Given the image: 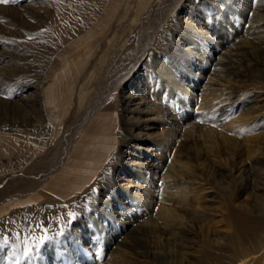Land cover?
Here are the masks:
<instances>
[{"label": "rangeland", "instance_id": "374dc122", "mask_svg": "<svg viewBox=\"0 0 264 264\" xmlns=\"http://www.w3.org/2000/svg\"><path fill=\"white\" fill-rule=\"evenodd\" d=\"M140 1L109 0L105 16L100 13L85 24L86 32L92 29L93 34L85 32L71 40L54 37L49 24L53 0L0 3V125L44 127L41 134L58 129L45 150L29 162L23 161L24 153L8 152L9 146L0 142V264H233L240 257L235 216L264 218V129L239 123L255 99L264 103V85L255 82L264 78V53L251 61L257 66L241 81H229L225 73L217 77L215 58L230 49L221 37L223 9L203 33H195V49L187 59L169 47L162 51L170 35L174 39L187 35L185 18L192 9L197 24L200 6L215 0ZM237 1L230 0L229 5L233 8ZM227 28L230 43L241 37L256 40L257 32L246 25ZM83 36L85 41L78 42ZM125 40L130 45L122 58ZM90 49L97 52L79 72L81 58ZM193 54L195 63L201 59L206 64V71L196 76L200 82L191 102L184 99L187 111L165 116L170 122L167 139L174 142L167 150L154 151L151 138L157 130L144 128L131 137L124 119L139 112L144 124H153L151 115L144 113L145 99L134 94L128 103L122 92L140 85L148 90L151 102L160 89V100L171 90L185 93L180 82L189 85V75L195 74L185 64L193 61ZM222 59L224 71L235 66ZM69 62L76 64L70 69L75 82L70 100L56 98L54 113L61 120L53 121L44 111L43 90L57 85V76ZM166 62L172 73L164 69ZM224 86L229 87L223 90ZM220 91L229 95L224 94L228 101L220 102L216 116L211 113L215 109L205 113L201 106ZM93 118L100 123L99 137L106 138L103 155L82 171L79 191L76 187L66 196L56 195L51 186L69 183L54 177ZM40 136H32L34 142L28 146L34 147ZM148 157L153 161L146 164ZM131 162L134 169L128 168ZM262 228L253 232L255 237L263 234ZM246 245V253L259 252L254 264H264V241Z\"/></svg>", "mask_w": 264, "mask_h": 264}, {"label": "bare ground", "instance_id": "6f19581e", "mask_svg": "<svg viewBox=\"0 0 264 264\" xmlns=\"http://www.w3.org/2000/svg\"><path fill=\"white\" fill-rule=\"evenodd\" d=\"M53 1H54V5H55V12H54V15L51 16L49 24L51 25V28L53 30L54 37L57 39L59 38V39H64V40H68V39L71 40V39L78 37L81 34L85 33L86 32V29L84 28L85 24L100 13H101V16H102V14H104V16H105V13H106L105 8L108 7V5H109V0H53ZM229 1L230 0H228V1L227 0H215L214 4H210V5L204 4V5L200 6V10H201L200 20L198 21L197 24H195V21L192 19L193 16H195V14L193 15V13H195V11H194V9H192L190 12L191 16L187 15V17L185 18L186 29H188L187 35L184 34V36H182L181 38L174 39L173 36L170 35L171 34L170 33L169 35L172 38H170L168 40V44H166V47H165V45H164V47H162L163 53H165L169 47L170 52H172L173 54H177V53L181 52L182 54H184L185 59H187L188 55L191 56L192 51L195 49V43H196L195 33L196 34L197 33L198 34L203 33V31H205L206 28L208 27V23L211 22V19L217 18V16H216L217 12L219 10L223 9V12H221V14L223 16L222 18L224 21H221V23H222L221 30H220L221 34H222L221 37H223V39L225 41V47H230V49L228 48V51H222L221 53L218 51L219 55H217L215 58V63H214L215 68H213V71L215 73L214 75L217 77L220 76V78H221L222 74L225 73L228 76V77L227 76L226 77L228 78L229 81H231L232 78H235V80H234L235 82H239L242 80L243 77L248 76L249 71L252 70L253 67L257 66V64H251V61H253L257 58L258 53H264V0H261V2L259 1V3H256L255 0L254 1H252V0H238L237 2H235L233 8L229 5L230 4ZM140 4H141V1H140ZM257 4L258 5L261 4V7H258ZM8 8H11V7H8ZM125 9L128 10L127 4L125 5ZM107 10H109V9L107 8ZM76 20H79L80 23H78ZM107 20H108V18H107ZM99 24H101V23H99ZM226 25L227 26L229 25V28L230 27L234 28V26H239V28H240V27L246 25V27L249 29V31L253 30V31L257 32L256 38H255L256 40H254L255 42H249L245 39V37H241L240 40L237 38L238 44H237V42L234 44L230 43V40H228V39H230V32H229V29L227 28ZM247 28H245L244 30H246ZM98 30H100V29H98ZM227 30L229 32V34H228L229 36L227 35ZM91 31H92V29H91ZM91 31L89 30V32L88 33L86 32V33L87 34H89V33L93 34V33H91ZM176 31H178V30H176ZM205 35H206L205 37H208L207 36L208 34L205 33ZM84 38H86V37L83 36L81 38H78L77 41L82 42L84 40ZM209 38L210 37H208V39ZM248 39H250V38H248ZM112 40H111V43L113 44L115 39L113 41ZM211 42L212 41H210V43ZM231 42H233V41H231ZM129 45H130L129 40L123 41L122 47L120 48L121 52H122V58H124L126 56L127 51L129 49ZM220 45H222V47H223V44L220 43ZM97 46H98V44L95 47H97ZM66 48H68V47H66ZM158 48L161 49L160 47H158ZM94 49H90L87 52L85 57L82 56L83 58H81V60L84 62L82 63V67L80 66L81 68H80L79 72L83 71L84 66L87 64L89 59L92 56H94L95 51H96ZM107 52H108V50L106 51V54H107ZM129 52H128V54H129ZM194 56H195V54L192 55L193 61H191L190 63L185 62V64H186V68L188 67L189 72L195 71L194 72L195 76L189 75V78H192V79L189 82V85H187V83H186L187 86H184L183 79L180 82L181 88L183 90H186L185 93H182L181 91L180 92L177 91L178 92L177 93L174 90H171V91L167 92L165 100H160V95L162 94V90L160 89L158 91L157 98H155V101L151 102L152 100L148 101V99H147L148 90H146L145 87L144 88L141 87L140 85H138V87L133 88V89L131 87L130 88L126 87V88H124V90L122 92L123 97L122 96L121 97L125 100V102H128V103H132L134 101V98H133L134 94L139 96L140 99H143V100L145 99L147 105H146V107L144 106V108H145L144 113L151 115L150 121L154 122L153 124L148 125L147 124L148 122L144 124L143 118L139 112L135 118L132 116V117H128V118L125 117L124 119H126L127 122L129 121L128 127H129V131H130L129 135L131 137H135L134 134H136L137 130L139 131V130L144 129V128H153V129L157 130L156 135L151 138V140H152L151 143H153L151 146H152V149L154 151H156V150L161 151L164 148L166 149V147H168V145H171V143L174 142L173 139H171V138L167 139L168 137H167V134L165 133V128L170 124V122L166 121L165 116L167 114H171V115H177L179 113L182 114L181 111H184V112L187 111L186 108L188 106V103H185L184 99L187 98L188 101L191 102V100L194 97L193 96L194 88H196L197 83L200 82L196 78V76L201 77L202 75H204L203 72L206 71V68H205L206 64L203 63L201 59H198V62L195 63V59H194L195 57ZM223 57L225 60H229V62H232V63L235 62L234 63L235 66L234 67L228 66L224 71L221 68L222 65H225V61L222 59ZM77 60H80V58ZM75 65L73 62H69L66 65L62 75L59 74L57 76V81H56L57 85H54V84L49 85L48 87H46L43 90V94H44V98H45L44 103H46V105L44 106V111L46 110L48 112V114H50L52 116L53 121L58 120L60 118V117H57V115L54 113V111L56 109V106H55L56 98H58L60 96L64 99L66 98V99L70 100V94L72 93L73 84L75 82L73 80V76H74V75H72L73 72L70 69L73 68L71 66H75ZM165 65H167V67L165 66L164 69H168L169 72H171L170 67H168L169 65L167 62L165 63ZM171 73H170V75H171ZM167 75H169V74H167ZM224 79H226V78H224ZM258 79H259V81H255V82L258 83L259 85L263 86L264 85V78L261 79L260 77H258ZM219 80L220 79L217 78L216 82H212V83H210V85L217 83ZM169 83H167V84H169ZM228 83L229 82H227V84ZM230 84H229V86H230ZM228 87L225 88V86H224L222 89L224 90V89H227ZM171 88L172 87L169 86V89H171ZM134 89H136V91L133 92ZM218 93H220V95L218 94L219 96H215V99H211L209 101V103L205 102V104H203V106H201V109L203 111H206L205 113H207V111L209 113L215 109L211 113H213V115L216 116L217 111L220 110V108H221V106L219 105L220 102L226 101L227 98L229 97V95L224 93V91L223 92L220 91ZM224 94H226L227 98L224 96ZM233 95H234V93H233ZM233 95H231V96H233ZM253 102L250 104L251 112L247 113L244 118L240 119V121H239L240 126L247 127V129H264V103H262V101L259 102L258 99H255ZM66 103H67V101H66ZM128 103H124V104L127 105ZM60 120H61V118H60ZM99 124H98V120H96L94 118L91 121H89V124L86 128V131L83 133L81 138L77 141L73 151L71 150L72 153L68 156L67 161L64 163L62 169L58 172V174H56V175L54 174L55 180L58 179L59 181H64V183H69L67 185H64V186L60 185L57 187L51 186V184H50V186H51L50 188H51L52 192L55 193L56 195L63 197L64 195L65 196L67 195L66 193L69 194V192L72 191L73 189H75L76 187L78 189L79 183L81 181V177H84L82 171L85 168H87V165H89L90 162L94 163V161L98 157H101L103 155L102 149H104L103 147L105 146L106 138L104 140L103 137L102 138H101V136L99 137V134H100V130L98 129ZM43 128L44 127L35 126L32 128L23 127V129L22 128L17 129V128H8V126H5V125H0V142H3L4 144L9 146L10 149H8V152L10 151L11 153H13V152L18 153L20 151V152L24 153L23 161L26 159L29 162L35 156H37V154L43 152L45 150V148L51 143V141L55 138L56 134L58 133V129L51 128L49 131L43 132V134H41V129H43ZM103 133H104V130H103ZM35 134L41 135L40 139L35 141L36 145L34 147L28 146V142L33 139L32 136H34ZM101 152H102V154H101ZM149 158L150 157H148V159L145 160L146 164L152 163L153 160H151ZM133 165L134 164L131 162V164H129L128 168L134 169ZM53 185H55V184H53ZM202 185H203V183H202ZM94 186H95V184H94ZM89 187H90V185H89ZM47 190H46V192H47ZM81 190H82V188H81ZM77 191H79V189ZM49 193H51V192H49ZM42 197H44V196H42ZM149 197H150V194H149ZM25 205H27V204H25ZM55 209L53 208V210H55ZM74 212H76V210ZM85 214H87V213H85ZM10 215H12V214H10ZM237 215L235 216L233 221H234V224H235L236 229L238 230V233L240 236V237L238 236V240H237L236 245H235L237 247L239 254H240V257L237 258L233 264H254L255 262L258 263L257 261H259V260L257 259L256 256L259 252L256 255L251 254L250 252L246 253L247 249H248L246 244L259 245L260 243H262L264 241V228H262L263 234L261 236L256 235V237H255L253 234V232H255V230L257 228L264 227V218H253V217L250 218V217H242V216H237ZM46 217H47V215H46ZM125 217H126V215H125ZM216 264H218V261L216 262Z\"/></svg>", "mask_w": 264, "mask_h": 264}, {"label": "snow or ice", "instance_id": "6c2138e0", "mask_svg": "<svg viewBox=\"0 0 264 264\" xmlns=\"http://www.w3.org/2000/svg\"><path fill=\"white\" fill-rule=\"evenodd\" d=\"M0 3H8V0H0ZM69 215H73V214L70 213Z\"/></svg>", "mask_w": 264, "mask_h": 264}]
</instances>
